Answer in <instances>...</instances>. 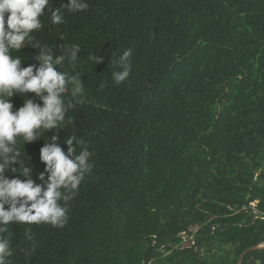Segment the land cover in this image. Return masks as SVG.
<instances>
[{
	"label": "trees",
	"instance_id": "1",
	"mask_svg": "<svg viewBox=\"0 0 264 264\" xmlns=\"http://www.w3.org/2000/svg\"><path fill=\"white\" fill-rule=\"evenodd\" d=\"M87 2L63 24L42 17L34 36L82 48L83 103L59 136L62 150L84 139L93 167L63 227L9 225V264H236L253 245L241 264H264V0ZM128 48L131 74L116 85L111 54ZM92 52L104 57L93 66ZM17 54L38 64L35 49ZM10 99L15 110L24 98ZM43 144L22 153L37 183Z\"/></svg>",
	"mask_w": 264,
	"mask_h": 264
},
{
	"label": "clouds",
	"instance_id": "2",
	"mask_svg": "<svg viewBox=\"0 0 264 264\" xmlns=\"http://www.w3.org/2000/svg\"><path fill=\"white\" fill-rule=\"evenodd\" d=\"M88 7L87 0H67L55 8L51 0H0V264H9L15 251L9 225L43 223L63 227L68 219V204L92 170V153L86 141L69 135L64 139L66 150H62L59 136L73 122L67 117L69 110L83 103L82 73L76 71L82 48L79 44L49 45L34 36L44 27L42 17L47 15L54 26L65 22V12H83ZM25 46L35 49L32 59L38 64L22 66L27 57L13 55ZM132 51L125 49L116 58L111 54L114 84L128 80ZM87 56L92 66L104 59L94 52ZM65 60L72 72L57 70ZM28 93L35 94L42 103L28 98ZM69 93L71 100L66 102ZM14 95L24 98L22 106L15 110L10 99ZM50 130L49 137L45 133ZM38 138L44 140L39 149V160L44 165L37 175L39 183L32 178L33 165L22 159L25 143ZM24 239L33 245L30 229H26ZM24 251L29 254L31 248Z\"/></svg>",
	"mask_w": 264,
	"mask_h": 264
},
{
	"label": "water",
	"instance_id": "3",
	"mask_svg": "<svg viewBox=\"0 0 264 264\" xmlns=\"http://www.w3.org/2000/svg\"><path fill=\"white\" fill-rule=\"evenodd\" d=\"M259 247H260L259 245H253V246H250V247L246 248L245 250H243L242 253L240 254V256H239L238 261H237L236 264H241L244 256L246 255V253L248 251H251V250L256 249V248H259Z\"/></svg>",
	"mask_w": 264,
	"mask_h": 264
},
{
	"label": "rangeland",
	"instance_id": "4",
	"mask_svg": "<svg viewBox=\"0 0 264 264\" xmlns=\"http://www.w3.org/2000/svg\"><path fill=\"white\" fill-rule=\"evenodd\" d=\"M253 204H254V202H253V203H251V205H252V206H253ZM196 229H197V225H195V224H194V225H191V226H190V230H191V231H195ZM183 237H184V238H186V237H187V235H186V234H184V235H183Z\"/></svg>",
	"mask_w": 264,
	"mask_h": 264
},
{
	"label": "built area",
	"instance_id": "5",
	"mask_svg": "<svg viewBox=\"0 0 264 264\" xmlns=\"http://www.w3.org/2000/svg\"><path fill=\"white\" fill-rule=\"evenodd\" d=\"M255 205V203L253 204V206Z\"/></svg>",
	"mask_w": 264,
	"mask_h": 264
}]
</instances>
